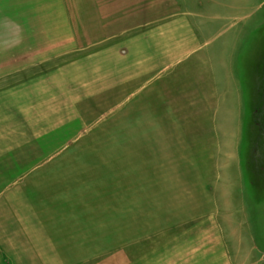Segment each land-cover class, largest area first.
<instances>
[{
	"label": "crops",
	"instance_id": "1",
	"mask_svg": "<svg viewBox=\"0 0 264 264\" xmlns=\"http://www.w3.org/2000/svg\"><path fill=\"white\" fill-rule=\"evenodd\" d=\"M232 1L0 0V264L63 263L25 211V187L59 161L54 156L72 143L71 128L106 95L140 81L129 97L144 92L145 114H152L154 86L188 73L186 94L172 95L180 101L176 112L184 101L185 114H243L237 39L212 47L220 15L243 7ZM215 7L224 11L212 19ZM169 99L160 96V114L172 113ZM215 165L218 177H227L221 158ZM220 209L212 207L194 231L160 253H140L131 242L87 263L234 264L230 211Z\"/></svg>",
	"mask_w": 264,
	"mask_h": 264
},
{
	"label": "rangeland",
	"instance_id": "2",
	"mask_svg": "<svg viewBox=\"0 0 264 264\" xmlns=\"http://www.w3.org/2000/svg\"><path fill=\"white\" fill-rule=\"evenodd\" d=\"M241 1L242 9L224 8L212 47L237 39L243 114H185L184 101L176 112L180 101L172 95L188 90V73L154 86L152 114H145L144 92L129 97L141 83L134 82L82 114L72 143L54 156L59 161L26 184L25 211L62 264H88L131 242L140 253H160L194 231L212 207L230 211L234 264H264V0ZM162 94L171 97L172 113L160 114ZM220 158L227 177H218Z\"/></svg>",
	"mask_w": 264,
	"mask_h": 264
}]
</instances>
